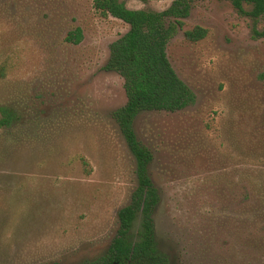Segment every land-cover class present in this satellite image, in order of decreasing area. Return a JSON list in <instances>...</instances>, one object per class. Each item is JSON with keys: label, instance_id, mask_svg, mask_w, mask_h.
Wrapping results in <instances>:
<instances>
[{"label": "rangeland", "instance_id": "374dc122", "mask_svg": "<svg viewBox=\"0 0 264 264\" xmlns=\"http://www.w3.org/2000/svg\"><path fill=\"white\" fill-rule=\"evenodd\" d=\"M122 1L151 11L173 3ZM189 6L167 54L196 101L143 111L134 128L154 156V221L169 264H239L221 219L235 208L228 187L244 189L245 173L264 164L249 148L264 131V20L230 0ZM196 26L208 34L191 41L185 31ZM77 28L79 43L68 40ZM128 30L94 0H0V264H82L110 247L137 186L113 116L127 102L124 78L105 69Z\"/></svg>", "mask_w": 264, "mask_h": 264}, {"label": "trees", "instance_id": "16d2710c", "mask_svg": "<svg viewBox=\"0 0 264 264\" xmlns=\"http://www.w3.org/2000/svg\"><path fill=\"white\" fill-rule=\"evenodd\" d=\"M230 1L240 12H245L244 4L252 5L248 14L264 20V0ZM94 8L104 17L112 16L129 25V30L111 44L105 69L124 78L127 102L113 116L135 158L137 186L130 202L118 212L119 228L107 252L82 264H169L159 247L154 221L160 199L149 171L154 156L139 141L134 122L143 111L178 112L196 101L194 91L179 77L167 54L177 25H183L189 15V0H173L164 11L130 9L122 0H94ZM207 34L202 26L185 31L191 41ZM257 35L264 37V29ZM82 37L81 28H77L68 40L79 43ZM7 123L6 118H0V128ZM257 134L250 143V152L264 160V131ZM261 166L245 173L242 180L248 186L244 189L228 187L235 208L232 215H224L221 220L228 227L233 258L239 264H264V164ZM139 216L141 227L135 234L133 228Z\"/></svg>", "mask_w": 264, "mask_h": 264}]
</instances>
